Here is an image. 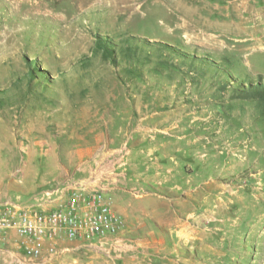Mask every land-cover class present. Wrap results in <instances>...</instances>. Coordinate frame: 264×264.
Returning a JSON list of instances; mask_svg holds the SVG:
<instances>
[{
  "label": "rangeland",
  "instance_id": "1",
  "mask_svg": "<svg viewBox=\"0 0 264 264\" xmlns=\"http://www.w3.org/2000/svg\"><path fill=\"white\" fill-rule=\"evenodd\" d=\"M259 84L264 0H0L1 184L97 145L93 174L151 177L153 204L176 201L195 230L149 219L120 255L44 264H264V98L242 94ZM18 241L0 264H39Z\"/></svg>",
  "mask_w": 264,
  "mask_h": 264
},
{
  "label": "built area",
  "instance_id": "2",
  "mask_svg": "<svg viewBox=\"0 0 264 264\" xmlns=\"http://www.w3.org/2000/svg\"><path fill=\"white\" fill-rule=\"evenodd\" d=\"M54 199L59 203L50 206ZM125 229L105 188L59 184L0 208V244L14 232L19 240L15 255L23 263H48L74 247L120 255L131 241Z\"/></svg>",
  "mask_w": 264,
  "mask_h": 264
},
{
  "label": "crops",
  "instance_id": "3",
  "mask_svg": "<svg viewBox=\"0 0 264 264\" xmlns=\"http://www.w3.org/2000/svg\"><path fill=\"white\" fill-rule=\"evenodd\" d=\"M97 149V145L79 147L74 150V155H71L73 157L69 160L71 165L74 164L73 167L70 165L69 167L63 166L61 168L59 163H55V167H52L53 172H51L49 176L44 177L42 175L40 178L36 177V179H33L29 183L27 179L22 184L17 183L18 181L15 182L14 179H8L4 186L1 184L3 178L0 179V186L3 187L0 189V208H2L7 201H26L31 199L37 191L52 189L59 184L69 185L71 187L75 184H81L89 188H105V191L112 199V204L116 206L117 212H119L125 220V230L133 226L143 228L146 221L148 222L150 219L157 223L159 222L158 224L161 226L174 229L175 234L179 237L185 235L189 236L195 233V230L190 226L189 219L181 214L179 206H174L173 211L170 210L169 206L171 204L175 203L178 205L179 203L173 201V203L162 202L163 204H153L155 192L146 190V187L149 185L148 181L152 180L150 179L151 177L140 176L136 178L129 176V174L98 175L96 172L93 174L95 166L93 159L97 158L98 160ZM142 150L141 148H136L134 149V153L135 151L140 152ZM96 152L97 154H95ZM26 159L27 158L24 160V165L28 163L29 158L28 160ZM43 160H41V162ZM131 163L132 162L129 163V167H131ZM41 164L46 165L48 161L45 160ZM27 174L28 169L25 167L22 171L24 179ZM44 185L45 187L50 186L51 188H43ZM171 190L174 189L172 188ZM136 191L139 193L137 194ZM127 193L131 194L133 197L124 198ZM134 198L138 200L134 201ZM58 200L59 199H54L49 205H57L59 203ZM160 212L161 218H157L156 213ZM188 217L190 218L191 215Z\"/></svg>",
  "mask_w": 264,
  "mask_h": 264
},
{
  "label": "trees",
  "instance_id": "4",
  "mask_svg": "<svg viewBox=\"0 0 264 264\" xmlns=\"http://www.w3.org/2000/svg\"><path fill=\"white\" fill-rule=\"evenodd\" d=\"M99 44H101L99 42ZM104 44V43H103ZM171 49V48H170ZM107 53H109V51L107 50L106 51ZM137 53V51L134 49V55ZM127 70L130 71V72H135L136 76L137 77H143L141 73H139L138 71V68H132L131 66L130 67H127ZM32 78H34L35 76L33 75V70H32ZM242 94L244 95H249V94H257L258 96H262L264 98V85H256L254 87L251 88V90H242Z\"/></svg>",
  "mask_w": 264,
  "mask_h": 264
},
{
  "label": "bare ground",
  "instance_id": "5",
  "mask_svg": "<svg viewBox=\"0 0 264 264\" xmlns=\"http://www.w3.org/2000/svg\"><path fill=\"white\" fill-rule=\"evenodd\" d=\"M254 39H256V38H254ZM260 40V39H259ZM260 44V43H259Z\"/></svg>",
  "mask_w": 264,
  "mask_h": 264
}]
</instances>
